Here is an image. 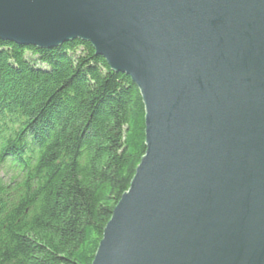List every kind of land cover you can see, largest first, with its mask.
<instances>
[{"label":"water","instance_id":"95a60500","mask_svg":"<svg viewBox=\"0 0 264 264\" xmlns=\"http://www.w3.org/2000/svg\"><path fill=\"white\" fill-rule=\"evenodd\" d=\"M0 39H81L137 85L145 153L92 264H264V0H0Z\"/></svg>","mask_w":264,"mask_h":264},{"label":"trees","instance_id":"16d2710c","mask_svg":"<svg viewBox=\"0 0 264 264\" xmlns=\"http://www.w3.org/2000/svg\"><path fill=\"white\" fill-rule=\"evenodd\" d=\"M144 153L140 90L90 42L0 39V264H92Z\"/></svg>","mask_w":264,"mask_h":264}]
</instances>
